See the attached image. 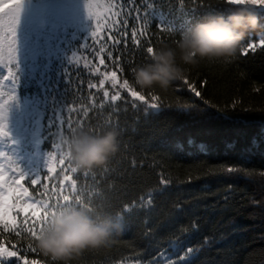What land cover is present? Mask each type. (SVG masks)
Segmentation results:
<instances>
[{
	"label": "trees",
	"instance_id": "16d2710c",
	"mask_svg": "<svg viewBox=\"0 0 264 264\" xmlns=\"http://www.w3.org/2000/svg\"><path fill=\"white\" fill-rule=\"evenodd\" d=\"M102 5L120 15L91 18L86 0H23L19 22L47 25L50 37L69 50L64 56L68 66L61 75L54 64L24 71L32 74L35 83L24 87L27 94L35 93L38 100L48 103L47 95L61 85H81L95 92L89 87L93 80L115 71L118 83L113 87L108 80L107 87L121 96L116 108L110 106L102 115L88 114L82 127L55 120L49 102L39 131L42 147L53 152L57 144L81 129L95 134L115 128L120 144L105 165L78 169L75 191H60L51 185L52 178L42 177L37 185L25 183L34 203L22 198L17 206L14 198L20 196H14L10 218H15V225L8 229L0 226V244L19 255L11 263L23 258L58 264L28 233V229L39 231L31 211L42 217L65 204L62 197L68 195L69 203H77L79 196L80 202L100 212L123 214L154 193L152 207L126 216L123 230L108 246L89 248L71 264H114L136 255L146 264H155L154 258L172 250L169 245L174 241L197 251L178 264H264V46L248 50L246 55L242 48L227 62L203 61L197 67L189 66L188 83L200 96L183 79L167 90L140 89L133 69L148 61L145 37L154 47L172 42L184 26L210 13H227L234 5L225 0H102ZM61 23L74 35L59 36L56 28ZM97 23L103 27L97 29ZM133 28L139 44L134 43ZM258 34L250 32L245 45L257 41ZM100 47L105 51L97 55ZM100 56L105 65L99 64ZM47 79H52L51 85L43 88L40 82ZM124 79L145 95L146 101H153L151 97L156 95L158 100L153 102L159 110H149L144 102L133 99L121 87ZM21 125L4 127L5 136L27 142L32 128ZM42 201L52 207H44Z\"/></svg>",
	"mask_w": 264,
	"mask_h": 264
},
{
	"label": "clouds",
	"instance_id": "9594fccd",
	"mask_svg": "<svg viewBox=\"0 0 264 264\" xmlns=\"http://www.w3.org/2000/svg\"><path fill=\"white\" fill-rule=\"evenodd\" d=\"M227 13L207 14L179 30L178 39L154 47L148 61L133 69L136 86L144 90H167L186 77L188 67L203 61L227 62L245 46L250 32L264 36V8L239 0ZM9 105L0 103V122L8 119ZM120 133L78 130L67 139L76 169L89 170L105 165L119 149ZM123 230L119 213L100 212L87 203H65L50 212L36 243L58 264H71L89 248L108 246Z\"/></svg>",
	"mask_w": 264,
	"mask_h": 264
},
{
	"label": "rangeland",
	"instance_id": "374dc122",
	"mask_svg": "<svg viewBox=\"0 0 264 264\" xmlns=\"http://www.w3.org/2000/svg\"><path fill=\"white\" fill-rule=\"evenodd\" d=\"M6 1H9V3L12 4L14 0ZM0 9H2L0 10V103H6L9 105L8 119L3 121V125L4 127H15L19 124L23 125L26 124V122H29V126L26 125V127L30 128L33 126L35 130L30 136V141H28L27 148L29 151L20 149L17 144L14 143L7 142V146L5 145V148L7 150L9 149L8 153L10 154L9 157H11V167L8 166L9 161L7 160L6 156L0 161L3 164L5 162V169L2 173L4 176L8 171L13 172V174H10V177L8 178L9 182L6 181V183L11 185L13 189H19V194L22 197L16 198L15 204L20 206L21 199L23 197L29 198V201H32L33 199L29 192L27 196L22 195L23 189L26 188L23 184V181H21L22 187L13 183V181L19 180V172L21 169L28 173L24 180H31L36 178V176H39L40 178L44 177L46 179L52 178L51 185H53V187H58L60 191L68 189L72 190L71 181L65 179L66 176L71 177L72 180H75V173H72L69 170L68 160H65L64 165L59 163V159L63 158L62 152L68 151V149L64 147L63 144L60 143L62 148L57 149L56 147L54 152H47L41 148V139L37 134V131L43 127L45 109L48 106V103L50 102L49 104L54 108L55 120H58L60 123H66L67 125L82 127L84 120L87 119L88 114H90L92 111L98 112L102 115L103 113L107 112V110H109L110 106L115 105L116 108V105L119 101H121V98L116 101L111 100V96L115 94L110 92V88L107 87V82L111 79H106L105 77L99 78L98 81L93 80L94 83L92 85L95 87L92 88L95 89V92H90L81 85H61V87L59 86L53 91H50L51 95H47L50 98L48 103L41 101L42 99L38 100L36 96L37 94L35 93L32 95L27 94V91L24 89V87L29 86L30 88L34 86L32 85L34 81L30 77L32 74H24L21 71L32 70L33 68L39 69L43 64L57 65L59 72L66 70L68 61L64 56L68 54L69 50L66 48L64 43L62 44V42H59L56 38L50 37L51 32L48 31L47 25L34 27L23 24L20 21V23L17 25L16 38L18 64H16L15 54H9V44L13 39L10 34V15L9 12L7 13L4 10L5 5H0ZM258 11L264 15V8H259ZM51 19L52 18H50V20ZM56 32L59 36L61 34H70L69 29L62 23L57 26ZM261 39H264V36L258 34L257 41H251V43L258 47L260 46L259 41ZM12 47H15V45ZM58 75H61V72ZM101 79H104L103 86L100 85ZM51 81L52 79H47L40 83L43 85V88H45L51 85ZM105 90L109 92L108 97L103 96V91ZM44 98L46 99L47 97L45 96ZM125 99L126 98H124V100ZM152 103L155 102L148 101L145 104L149 110L158 111L159 106L153 108L150 106ZM3 145L4 143L0 139V152ZM49 153H56V158L54 160H50ZM12 165H14V167H12ZM71 166L75 167L74 164H71ZM0 191H5L7 194V189L5 188L0 189ZM14 194L15 196L19 195L15 191ZM154 195V193H148V196L142 198L139 203L133 206V208L128 207L123 214H119L120 217H122V222L126 216L132 214L134 211L138 212L152 207V199ZM32 212L34 211H31L30 216H32ZM32 219L33 217L29 218L27 220V224L30 223ZM169 246L173 249H167V251H163L157 257V259L154 258L155 264H178L179 262L189 260L197 253L194 247H188L187 245H184L180 242L174 241ZM8 249L10 251H15L13 248ZM189 249H191L190 252L188 251ZM12 258L5 261L4 263L10 264V260ZM11 264H31V262L22 258L21 260L16 259V261ZM114 264L146 263L136 255Z\"/></svg>",
	"mask_w": 264,
	"mask_h": 264
},
{
	"label": "snow or ice",
	"instance_id": "6c2138e0",
	"mask_svg": "<svg viewBox=\"0 0 264 264\" xmlns=\"http://www.w3.org/2000/svg\"><path fill=\"white\" fill-rule=\"evenodd\" d=\"M5 2H6V0H0V5H3ZM181 2H182V0H181ZM225 2L227 4H229V5H233V4L237 3V2H239V0H225ZM247 2H255V3H257L260 6H264V0H247ZM86 7H87V11H88L89 17H91V18L95 17L97 20H103V19L109 17V15H112V16H119L120 15L119 12H113L111 7L103 6L102 5V0H86ZM101 8H102V10H101ZM22 9H23V0H14V2L12 3L11 8L9 9V11L11 13V15L9 17L10 24H11L10 34H11V37L13 38L10 41V44H9V54L10 55L15 54V56H16V64H18V49H17V38H16L17 37V25L19 24L20 14L22 12ZM0 10H2V9H0ZM126 15H127V13H126ZM138 15L139 14H137L136 18H138ZM113 23H118V22L113 20ZM124 24L125 25L127 24V20L124 21ZM102 27H103L102 23H97L96 24V28L97 29H101ZM181 27H183V25H181ZM168 30L171 31V29H168ZM127 34H128L127 30H125L124 35L127 36ZM141 34L143 35L142 31H141ZM131 35L134 38V43L139 44L140 41L139 40H135V37L137 35V29L136 28H133L131 30ZM92 36L96 37L97 36V32H93ZM101 39H102V37H101ZM259 43H260V46H264V39H261L259 41ZM145 44H146L145 53H146V55H150L153 52V50H154V46L151 45L149 37H145ZM13 45H15V47H12ZM255 47H256L255 44L249 42L248 44H246L243 47L242 53L246 55L248 50H253V49H255ZM104 51H105V49L103 47H100L99 53H97V55H99L100 53H103ZM107 55L109 57H111L112 56V52L108 51ZM99 64L100 65H105V60H104L103 56H100ZM96 70L99 71L98 68ZM121 71H122V69H121ZM102 75L106 79L110 78L111 81H112V86L116 87L118 81H117V77H116V72L115 71L111 72L110 74L108 72H104ZM183 82L186 84V86L188 88L191 89V91L196 96H200L201 95V93L199 91H197L195 86H193L191 83H188L187 77H185L183 79ZM103 84H104V79H101L100 80V85L103 86ZM89 87H95V86L94 85H89ZM121 87L123 89H126L127 92L130 94V96L133 99L138 100V101H142V102H145V103L148 102V101H146L145 95L141 94L140 91L135 90L130 85V83H129V81L127 79L123 80ZM103 96L104 97H108L109 96V92L107 90L103 91ZM120 98L121 97H120V93L119 92H117L115 95L111 96V100H113V101L119 100ZM151 100L156 101V100H158V97L156 95H153L151 97ZM150 106L155 108V107H158V104L157 103H152ZM3 127H4L3 122H0V135H8V133H5L3 131ZM72 131H73V129L71 130V132ZM62 143L67 145V141L66 140H63ZM56 147H57V149H61L62 145L61 144H57ZM0 157H5V153L0 152ZM62 157L63 158L59 159V163L61 165H64L65 164V160L67 159L69 161V165H68L69 170L72 173H76L77 169L75 167L71 166L70 151L68 150V151L62 152ZM55 158H56V153H49V159L50 160H54ZM7 160L9 161L8 166L11 167V157H8ZM4 169H5V165L3 163H0V189L4 188V185L2 183L5 180V176L2 174L4 172ZM50 170H54V169H50ZM233 170H234L233 168H229L228 169V171H233ZM27 175H28V173H26L23 169H21L20 172H19V180H15V181H13V183L17 184V185H20L22 187L21 181H23ZM261 175H264V173H261ZM65 179L71 181L72 190L75 191V189H76V181L72 180L71 177H67V176L65 177ZM39 182H40V177L39 176H36V178H33V179L30 180V183L32 185H37ZM43 187L47 188L48 185L45 184V185H43ZM14 191L17 192V194H19V189L9 188L7 190V194L5 193V191H0V226L4 227L5 229H8L9 227H14V225H15V218H10L11 210L14 207L12 205V203H11L12 194H13ZM22 195H24V196L28 195V190L26 188L23 189ZM62 199L66 203H69V201H70V197L68 195H64L62 197ZM76 200H77V203H80L79 196L76 197ZM41 203L46 208L47 207H52L51 205L48 204L47 201H42ZM62 205H59V206H62ZM32 207H35V205H32ZM54 210L55 209H53L52 211H54ZM48 215H49V212H45L44 215L41 217L39 212H36V211L32 212V216L33 217H37V219L34 221V223L39 225V231L37 232V231H33L32 229H28V233L35 240L37 239V236H38L39 232L43 229V227L45 225V222H46V220L48 218ZM26 223H27V221H26ZM188 251L190 252L191 249H189ZM17 255H18V253L16 251H10L8 248H6L2 244H0V264H4L5 261L9 260L12 257H16ZM31 264H39V262L33 260L31 262Z\"/></svg>",
	"mask_w": 264,
	"mask_h": 264
}]
</instances>
